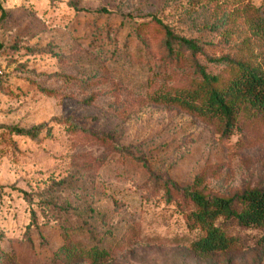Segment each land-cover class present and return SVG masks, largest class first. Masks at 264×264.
<instances>
[{
    "label": "rangeland",
    "instance_id": "obj_1",
    "mask_svg": "<svg viewBox=\"0 0 264 264\" xmlns=\"http://www.w3.org/2000/svg\"><path fill=\"white\" fill-rule=\"evenodd\" d=\"M2 5L0 264H52L68 240L111 253L54 264H264V224L222 220L236 241L194 250L195 206L164 183L222 196L264 187V111L242 107L224 134L220 117L163 100L201 79L156 21L196 39L195 57L223 83L238 73L233 61L264 72V0Z\"/></svg>",
    "mask_w": 264,
    "mask_h": 264
},
{
    "label": "trees",
    "instance_id": "obj_2",
    "mask_svg": "<svg viewBox=\"0 0 264 264\" xmlns=\"http://www.w3.org/2000/svg\"><path fill=\"white\" fill-rule=\"evenodd\" d=\"M0 9L4 14L3 2ZM75 6V5H74ZM103 10L108 11L105 7ZM156 21L163 26L165 45L169 52H175V44L185 47L193 54V65L200 81L196 86L183 89L178 93H163V100L177 103L191 112L201 115L217 116L223 120V133H229L235 126V120L242 107L264 111V72L243 61H233L238 66V73L228 81L220 83L216 73H210L206 66L195 57L202 51V45L194 38L175 33L172 28L161 19ZM228 59V57H220ZM37 126L31 128L14 127L19 134L34 136ZM186 196L194 204V208L187 214V224L199 227L202 231L193 241L194 250L205 253L223 250L230 247L236 236L228 233L222 220L229 219L238 226L264 224V187L246 188L232 196L207 195L195 185L180 186L172 179L164 181ZM170 187L166 188L170 196ZM69 231H65L67 236ZM65 236V237H66ZM111 253V247L87 243L83 240L64 241L50 256V263H71L74 260L88 258L98 263Z\"/></svg>",
    "mask_w": 264,
    "mask_h": 264
}]
</instances>
